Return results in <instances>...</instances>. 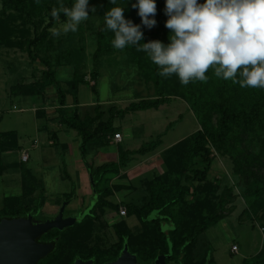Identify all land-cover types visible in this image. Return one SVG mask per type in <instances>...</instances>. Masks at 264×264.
Listing matches in <instances>:
<instances>
[{
    "label": "rangeland",
    "instance_id": "rangeland-1",
    "mask_svg": "<svg viewBox=\"0 0 264 264\" xmlns=\"http://www.w3.org/2000/svg\"><path fill=\"white\" fill-rule=\"evenodd\" d=\"M90 8L91 6L89 17L79 24L77 31L64 33L61 29L60 35H53L51 30L60 28L67 20L59 18L50 29L44 45L34 49L36 59L29 57L24 43H15L10 47L0 46V131H17L19 136L18 149L5 152L3 156L8 169L0 176V210L8 197L22 196L26 206L33 209L40 207L33 215L45 221L53 219L69 199L65 216L81 218L88 213V207L91 209L97 201L98 190L106 185L113 187L109 200L118 203V210L122 207L127 209L126 205L132 203L142 206L147 201L145 197L149 195L145 182L166 170L165 151L201 128L175 74L165 80L170 95L169 103L159 109L130 111L125 115L115 113L126 109L133 102L156 97L153 82L144 70L146 64L138 63V59L150 58L135 47L139 53L136 61L132 47L121 51L113 45L97 55L98 40L104 30L105 20L97 9L91 12ZM159 13L166 16L164 10L159 11L157 8L156 15ZM126 19L132 20L134 24H141L139 15L133 14ZM36 20L37 31H41L49 21L45 14ZM15 21L18 25L14 33L15 40L24 42L34 36L35 28L32 25L29 27L28 24L27 27V23H21L20 18ZM141 28L148 36L156 37L154 31L157 23L151 29L143 25ZM112 34L115 35L113 32ZM156 39L159 40L158 37ZM48 72H55L56 75L55 83L50 85L46 78ZM75 83L79 85L76 86ZM59 87L66 95L65 114L72 116L78 110L82 118H95L93 128L99 120H108L115 111L114 126L117 130L107 132L97 142L89 144L84 158L80 148L81 136L76 130L62 128L58 111ZM38 110L44 112L41 118L36 116ZM97 114L101 116L97 117ZM211 117L216 123L217 114L213 113ZM117 133H121V140L115 139ZM76 138L80 143L73 142ZM156 139L161 141L152 153L133 154L132 161L150 162L149 156L161 151L152 159L155 164L147 163L140 167L131 181L122 173L124 169L114 178H110L113 172L102 176L97 170L99 165L118 161L120 149H137ZM65 144H68L69 149H65ZM261 147L257 141L253 144L254 151ZM23 150L28 153L29 161L21 160ZM213 155L210 180L219 182L221 189L227 185H235L233 158L216 151ZM75 157L82 159L87 166L93 185L100 181L97 188L96 185L78 188L74 168L76 164L72 161ZM260 159L263 164L254 162L251 170L257 178L264 181V155ZM64 160H67L66 165H63ZM68 173L71 178L67 177ZM30 185L36 190L29 191ZM234 194L237 197L230 213L198 237L195 249L197 260L214 259V263L208 264H253L256 255L264 247V207L255 212L246 203V198L238 187H235ZM84 197L86 208L81 206ZM157 216V211H154L149 218ZM126 218L134 232L141 230L138 217L132 215ZM113 220H116L115 217ZM161 226L167 233L174 227L168 221H163ZM96 233L99 235V242L105 246H110V243L117 240L111 226L99 224ZM44 237L48 239L51 234L47 232ZM96 240L95 235H92V241ZM233 245L238 246L237 252L232 250ZM45 259L47 256L41 260V264L46 262Z\"/></svg>",
    "mask_w": 264,
    "mask_h": 264
},
{
    "label": "trees",
    "instance_id": "trees-1",
    "mask_svg": "<svg viewBox=\"0 0 264 264\" xmlns=\"http://www.w3.org/2000/svg\"><path fill=\"white\" fill-rule=\"evenodd\" d=\"M60 3L71 7L75 0H1L0 46L10 47L15 43L20 45L24 43L29 57L36 59L34 49L42 47L48 40L50 29L56 22L51 12L53 7L58 8ZM133 3L134 0H117V5H113L109 0H89V7H95L103 15L112 7H124L126 19L133 14L138 15V9L131 7ZM155 3L159 11L164 10L166 0H158ZM197 3L202 5L205 0H197ZM43 14L47 15L49 21L41 31H37L36 18ZM17 18L21 19V23H27V27L29 24V27L32 25L35 28L32 38L24 42L14 39L18 27L15 21ZM59 18L67 19L63 13ZM154 19L157 21L155 36L164 44L169 43L170 30L165 27L168 17L159 13V15L155 14ZM141 30L144 33L141 43L157 40L156 37L148 36L143 28ZM113 39L112 31L107 30L105 25L99 36L97 55L110 49ZM132 51L137 61L139 53L135 47H132ZM138 63L146 64L144 70L153 82L156 97L133 102L126 109L117 112L111 110L113 112L109 119L99 120L94 128L92 126L95 118H82L78 110H75L72 116L65 114L66 95L59 87L58 111L61 122L66 128L76 130L81 136L80 148L83 158L88 153L89 144L97 142L105 133L117 130L114 126V112L125 115L130 111L159 109L169 103L170 95L165 85L166 78L158 74V66L150 59H138ZM216 67L218 65H213L205 73L206 81H190L187 86L182 85L184 96L195 111L201 128L165 151V172L145 182L149 193L146 203L142 206L134 203L126 205L127 216L138 217L141 230L134 232L127 220L121 219L112 226L117 240L110 243V246L99 242V235L96 233L99 225L96 224L99 219L97 211L104 208L114 210L119 208L118 203L108 200L113 194V187L106 185L100 191L97 189V201L91 213L82 221L63 230L58 228L50 230L51 237L48 239H44L45 234L38 238L54 244L43 264H74L77 259L85 261L92 259L94 264H105L116 260L125 244H128L129 251L137 256L141 264H152L159 255L164 254L169 255L167 264L214 263V259L205 258L201 261L196 259V241L203 232L216 225L234 208L237 197L234 194L235 187L240 189L246 198V203L251 205L253 211L257 212L264 207V181L257 178L251 170L254 162L263 164L260 156L264 155V89L241 87L232 80L218 78L214 74ZM46 78L49 81L48 85L55 83V72L46 73ZM43 113L38 110L37 116L41 118ZM213 113L218 117L216 123L211 117ZM100 116L101 114H97V117ZM18 140L17 131H0V176L8 169L3 156L5 152L18 147ZM160 141V139L152 140L133 150L120 149L118 161L99 165L97 170L102 176L108 172H113L110 178L119 176L121 170L126 169L132 162L133 154L152 153ZM256 141L262 145L258 151L253 149ZM214 151L221 155L228 154L233 158L235 185H227L221 189L219 182L210 180L209 171L213 164ZM99 183V180L94 183L96 188ZM30 188L32 190L29 191L36 190L34 186L30 185ZM39 208L26 206L22 196L8 197L0 210V220L26 217L30 213L37 212ZM154 211H157L158 216L149 218ZM163 221L173 223L174 227L168 233L162 229ZM102 226L106 225L102 224ZM92 235L97 238L95 242L92 241ZM255 258L253 264L264 263V247ZM41 260L39 264L42 263Z\"/></svg>",
    "mask_w": 264,
    "mask_h": 264
},
{
    "label": "clouds",
    "instance_id": "clouds-1",
    "mask_svg": "<svg viewBox=\"0 0 264 264\" xmlns=\"http://www.w3.org/2000/svg\"><path fill=\"white\" fill-rule=\"evenodd\" d=\"M109 2L117 5V0ZM131 7L138 9L141 24L125 19L124 7H112L104 14L106 29L115 34L112 45L117 50L136 47L158 66L160 76L175 74L183 86L206 81L205 73L218 65L216 77L241 87L264 89V0H205L202 5L197 0H166L167 44L160 40L141 43V25L151 29L157 23L155 0H137ZM61 13L67 20L51 30L53 35H60L61 29L64 33L77 31L89 17V0H75L71 7L60 3L53 7L52 18L59 21Z\"/></svg>",
    "mask_w": 264,
    "mask_h": 264
},
{
    "label": "water",
    "instance_id": "water-1",
    "mask_svg": "<svg viewBox=\"0 0 264 264\" xmlns=\"http://www.w3.org/2000/svg\"><path fill=\"white\" fill-rule=\"evenodd\" d=\"M69 202L66 201L60 207L58 214L53 219L43 222H35L34 215L26 217L4 218L0 220V264H38L46 257L54 247L53 243L39 242L38 238L52 229L60 230L73 226L82 221L91 213L94 204L88 207V213L81 218L65 216V209ZM169 255H159L152 264H167ZM74 264H94L92 259H77ZM105 264H141L137 256L129 251L128 244H125L121 255L113 261Z\"/></svg>",
    "mask_w": 264,
    "mask_h": 264
},
{
    "label": "crops",
    "instance_id": "crops-1",
    "mask_svg": "<svg viewBox=\"0 0 264 264\" xmlns=\"http://www.w3.org/2000/svg\"><path fill=\"white\" fill-rule=\"evenodd\" d=\"M47 114H48V112H46ZM36 116H37V111H36ZM38 117V116H37ZM44 118V117H43ZM44 126V125H43ZM43 126H42V128H43ZM62 128H66V126L65 125H62ZM67 129V128H66ZM46 130H48V129H46ZM68 131V130H67ZM67 131H66V133H67ZM64 132V131H63ZM59 138V137H58ZM73 142H75V143H80V141L78 140V138H76L75 139V141H73ZM64 147H65V149H69V147H68V144H65V145H63ZM22 152H26V151H22ZM158 153L160 154L161 153V151L160 152H157V153H155V154H152L151 156H149V158H148V161H150V162H146L147 160H140L139 162H135L134 160L130 163V165L126 168V169H124V170H122V173L123 174H125V176L127 177L126 179L127 180H132L134 177H135V175H136V172L137 171H139L140 169V167H144V165H147V163H152V165L153 164H155V162L152 160V159H154V157H157V155H158ZM22 154L23 153H21V160H22ZM72 157V156H71ZM72 160V159H71ZM152 160V161H151ZM23 161V160H22ZM29 161V160H28ZM72 161H74L75 162V164H76V166L74 167L75 169H76V177H77V184H78V188H82V186H93V187H95V184L93 185V183H92V181L90 180V173H89V170L87 169V166H85L84 164H83V161H82V159H79V157L78 158H76L75 157V159L74 160H72ZM25 162V161H24ZM63 165H66V163H67V160H64L63 161ZM161 173L163 172V170H161L160 171ZM69 176V178H71L72 176H71V174L70 173H68L67 174V177ZM89 186V187H90ZM91 186V187H92ZM145 186V185H144ZM145 188H146V186H145ZM147 190V189H146ZM87 194L88 195H90V192L89 191H87ZM86 197V196H85ZM85 197H84V199H82L81 200V206H83V208H86L87 207V205H86V202H85ZM146 199H148V197H145V201H146ZM108 200H109V197H108ZM110 202H112V203H117V202H114V201H112V200H109ZM119 201H121V200H119ZM121 202H124V201H121ZM146 203V202H145ZM127 204V203H126ZM123 208V207H122ZM97 214H98V217H99V219H98V221L96 222V224H105V225H108V226H113V224L114 223H116V222H118V221H120L121 219H126L127 220V218L126 217H128L127 215L126 216H122L121 214H120V210H118V211H116V210H114V209H111V208H104V209H99L98 211H97ZM114 217H115V221L113 220L114 219ZM110 218L112 219V220H110ZM107 221H109V222H107ZM128 222V221H127ZM129 224V223H128ZM113 228V227H112ZM239 250V249H238Z\"/></svg>",
    "mask_w": 264,
    "mask_h": 264
},
{
    "label": "built area",
    "instance_id": "built-area-1",
    "mask_svg": "<svg viewBox=\"0 0 264 264\" xmlns=\"http://www.w3.org/2000/svg\"><path fill=\"white\" fill-rule=\"evenodd\" d=\"M121 137H122L121 136V133H117L116 136H115V139L116 140H121ZM22 160L25 161V162L29 160V155H28L27 152H23V154H22ZM120 214L122 216H126L127 215V209L121 208L120 209ZM232 250L235 251V252H237L238 251V246L233 245Z\"/></svg>",
    "mask_w": 264,
    "mask_h": 264
},
{
    "label": "flooded vegetation",
    "instance_id": "flooded-vegetation-1",
    "mask_svg": "<svg viewBox=\"0 0 264 264\" xmlns=\"http://www.w3.org/2000/svg\"><path fill=\"white\" fill-rule=\"evenodd\" d=\"M59 212V211H58ZM58 214V213H57ZM56 214V215H57ZM56 217V216H55ZM34 221L35 222H43L42 220H39V219H37L35 216H34ZM39 242H43V243H47V242H44V241H42V240H38ZM38 264H39V262H38Z\"/></svg>",
    "mask_w": 264,
    "mask_h": 264
}]
</instances>
